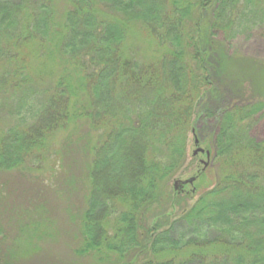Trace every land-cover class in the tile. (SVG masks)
Masks as SVG:
<instances>
[{
	"label": "trees",
	"instance_id": "1",
	"mask_svg": "<svg viewBox=\"0 0 264 264\" xmlns=\"http://www.w3.org/2000/svg\"><path fill=\"white\" fill-rule=\"evenodd\" d=\"M262 24L264 0H0V170L44 162L55 136L83 141L80 258L264 264L259 66L244 72L252 97L217 117L211 188L192 205L170 189L202 100L240 60L216 36Z\"/></svg>",
	"mask_w": 264,
	"mask_h": 264
},
{
	"label": "rangeland",
	"instance_id": "2",
	"mask_svg": "<svg viewBox=\"0 0 264 264\" xmlns=\"http://www.w3.org/2000/svg\"><path fill=\"white\" fill-rule=\"evenodd\" d=\"M218 34L216 42L240 60L229 64V75L218 82L216 98L205 97L195 114L184 169L173 182L193 178L199 170H208L203 182L194 181L183 188L182 193L191 197L182 205H192L201 192L212 186L210 171L217 117L228 105L252 97L250 75L244 74L248 65L252 63L264 71V24L227 39ZM239 81L244 86L240 92L234 89ZM205 112L213 116L208 117ZM4 120L0 117V122ZM249 135L256 141L264 140V110L255 117ZM194 139L198 141L197 147L210 153L205 169L202 164L207 162L205 154L192 155L197 148ZM75 140L55 136L44 162H25L14 170H0V228L6 236L3 241H7L11 250L7 264H97L94 258L74 254L80 241V222L87 208L86 177L90 160L84 152L83 141L73 143ZM177 209L173 211L178 212Z\"/></svg>",
	"mask_w": 264,
	"mask_h": 264
},
{
	"label": "water",
	"instance_id": "3",
	"mask_svg": "<svg viewBox=\"0 0 264 264\" xmlns=\"http://www.w3.org/2000/svg\"><path fill=\"white\" fill-rule=\"evenodd\" d=\"M194 146H198V141L197 139H194ZM205 154L206 156V159H207V162H202L203 164V169H205L208 165V160H209V157H210V153L207 151L205 152L204 150H202L201 148L197 147L194 152L192 153L193 156H196L198 154ZM195 181V178H189L187 180H184V181H180V180H175L172 184V188L175 192L177 193H180L182 192L183 188L186 186V185H191L193 184V182Z\"/></svg>",
	"mask_w": 264,
	"mask_h": 264
},
{
	"label": "flooded vegetation",
	"instance_id": "4",
	"mask_svg": "<svg viewBox=\"0 0 264 264\" xmlns=\"http://www.w3.org/2000/svg\"><path fill=\"white\" fill-rule=\"evenodd\" d=\"M4 238H6V236L4 232L2 233V229L0 228V264H7V259H9L8 257H10L11 254V250L7 246V241H3Z\"/></svg>",
	"mask_w": 264,
	"mask_h": 264
}]
</instances>
